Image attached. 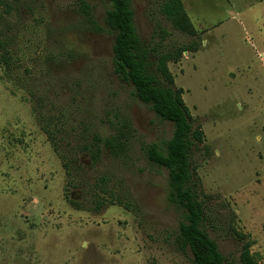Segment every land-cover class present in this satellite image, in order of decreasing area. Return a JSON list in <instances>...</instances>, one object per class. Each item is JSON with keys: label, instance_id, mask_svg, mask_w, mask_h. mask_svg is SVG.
<instances>
[{"label": "rangeland", "instance_id": "374dc122", "mask_svg": "<svg viewBox=\"0 0 264 264\" xmlns=\"http://www.w3.org/2000/svg\"><path fill=\"white\" fill-rule=\"evenodd\" d=\"M7 1L13 12L0 10V35L13 66L8 73L0 62V264H194L179 240L182 213L167 199L169 173L144 154L172 138L173 124L114 73V37L88 30L77 0ZM88 1L103 23L105 3ZM131 1L144 41L159 24L169 42L200 46L169 69L205 135L194 167L206 228L234 264L242 248L234 230L248 235L264 264V0H183L195 38L173 29L160 0ZM108 112L126 115L135 132L119 157L97 141L113 133ZM106 188L127 195L133 210L96 211Z\"/></svg>", "mask_w": 264, "mask_h": 264}, {"label": "trees", "instance_id": "16d2710c", "mask_svg": "<svg viewBox=\"0 0 264 264\" xmlns=\"http://www.w3.org/2000/svg\"><path fill=\"white\" fill-rule=\"evenodd\" d=\"M106 5L103 23L94 15L88 0H77L78 10L85 19L87 29L96 34L109 33L114 37L113 70L120 79L134 89V96L149 107L159 118L171 122L174 130L170 140L163 147L149 144L144 154L149 163L169 173L168 202L182 213L183 222L179 227V240L183 248L190 251L194 264H234L220 251L218 244L207 231V212L202 196L201 183L194 167V154L204 143L202 129L195 128L189 108L183 99V89L174 87V77L169 69L170 63H178L185 53H197L196 41L190 44L169 42L170 33L157 25L151 41H144L136 28L131 0H102ZM0 10L10 16L13 6L7 0H0ZM160 12L182 35L195 38L198 35L183 0H160ZM0 17L1 14H0ZM0 62L10 73L13 55L10 40L0 35ZM108 125L112 135L97 141L115 157L127 151L134 129L130 119L120 113H107ZM49 140L58 151L53 131L46 130ZM93 159H97L96 150L88 149ZM65 167L71 169L70 163ZM70 174V173H68ZM106 184L108 178L103 177ZM109 198L96 202V211L105 204L119 205L133 210V203L127 195L109 193ZM77 209L82 206L70 201ZM236 238L242 244L237 264H259L252 253L254 241L248 235L234 230Z\"/></svg>", "mask_w": 264, "mask_h": 264}]
</instances>
